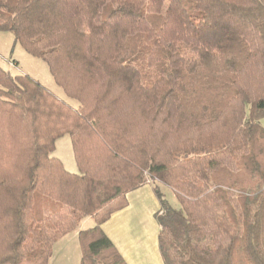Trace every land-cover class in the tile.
<instances>
[{
	"label": "trees",
	"instance_id": "16d2710c",
	"mask_svg": "<svg viewBox=\"0 0 264 264\" xmlns=\"http://www.w3.org/2000/svg\"><path fill=\"white\" fill-rule=\"evenodd\" d=\"M0 32L79 103L0 66V264L86 218L82 264H127L102 226L148 182L164 264H264V0H0Z\"/></svg>",
	"mask_w": 264,
	"mask_h": 264
},
{
	"label": "rangeland",
	"instance_id": "374dc122",
	"mask_svg": "<svg viewBox=\"0 0 264 264\" xmlns=\"http://www.w3.org/2000/svg\"><path fill=\"white\" fill-rule=\"evenodd\" d=\"M0 66L14 76L26 75L33 78L74 109L79 107V103L69 99L56 84L47 64L29 55L20 44L15 43L11 33L0 32ZM260 123L264 127V119ZM54 156L62 160L69 173L78 174L71 139L68 136L58 140ZM158 186L169 204L174 208H180L177 199L174 201L172 195L170 196L169 188L163 184ZM88 220L90 219H84L75 231L55 244L49 264H82L79 232L95 225V222Z\"/></svg>",
	"mask_w": 264,
	"mask_h": 264
},
{
	"label": "crops",
	"instance_id": "0c3cea01",
	"mask_svg": "<svg viewBox=\"0 0 264 264\" xmlns=\"http://www.w3.org/2000/svg\"><path fill=\"white\" fill-rule=\"evenodd\" d=\"M169 193L175 201L174 192L169 189ZM127 200V207L103 224L104 232L127 264H164L159 245L160 225L156 219L161 202L154 184L148 182L130 192ZM87 219L94 222L92 218Z\"/></svg>",
	"mask_w": 264,
	"mask_h": 264
}]
</instances>
